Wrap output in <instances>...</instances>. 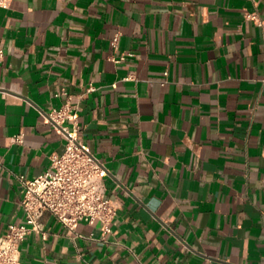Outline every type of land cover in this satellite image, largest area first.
I'll list each match as a JSON object with an SVG mask.
<instances>
[{
  "label": "crops",
  "instance_id": "crops-1",
  "mask_svg": "<svg viewBox=\"0 0 264 264\" xmlns=\"http://www.w3.org/2000/svg\"><path fill=\"white\" fill-rule=\"evenodd\" d=\"M0 45V237L69 96L120 205L109 231L46 211L22 264H264V0H10Z\"/></svg>",
  "mask_w": 264,
  "mask_h": 264
},
{
  "label": "built area",
  "instance_id": "built-area-1",
  "mask_svg": "<svg viewBox=\"0 0 264 264\" xmlns=\"http://www.w3.org/2000/svg\"><path fill=\"white\" fill-rule=\"evenodd\" d=\"M9 3L10 0H0L2 6ZM248 15L256 17L255 13ZM3 55L0 45V57ZM64 93L68 92L64 90ZM77 116L78 106L72 103L71 96L61 108L49 113V119L68 138L66 149L52 156V165L46 172L35 177L19 175L26 218L23 222H11L10 230L0 237V264H22L21 244L33 231L45 233L42 217L46 211L53 212L74 231L82 221L93 224L97 220L103 223V230H111L120 205L108 193V167L81 138L77 124L73 127L62 124L63 120H75ZM15 140L21 141V135Z\"/></svg>",
  "mask_w": 264,
  "mask_h": 264
}]
</instances>
